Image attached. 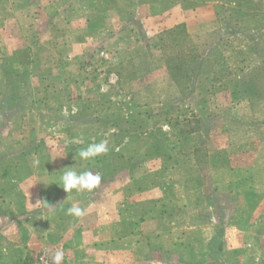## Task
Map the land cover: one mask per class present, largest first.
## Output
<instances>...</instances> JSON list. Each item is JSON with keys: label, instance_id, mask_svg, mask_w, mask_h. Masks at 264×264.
Masks as SVG:
<instances>
[{"label": "crops", "instance_id": "1", "mask_svg": "<svg viewBox=\"0 0 264 264\" xmlns=\"http://www.w3.org/2000/svg\"><path fill=\"white\" fill-rule=\"evenodd\" d=\"M90 1L0 0V264H43V256L50 264L257 263L250 256L264 242V141L236 135L264 128L254 101L234 98L236 89L233 98H191L207 111L180 114L184 145H151L146 106L122 98L114 111L103 106L108 98H82L95 86L83 67L92 48L114 84L122 68L139 70L148 55L142 42L183 24L189 34L194 9L203 15L199 7L224 3ZM72 101L80 107L74 123L62 116ZM58 131L74 145L51 142ZM127 136L148 141L128 156ZM188 166H201L200 187Z\"/></svg>", "mask_w": 264, "mask_h": 264}, {"label": "rangeland", "instance_id": "2", "mask_svg": "<svg viewBox=\"0 0 264 264\" xmlns=\"http://www.w3.org/2000/svg\"><path fill=\"white\" fill-rule=\"evenodd\" d=\"M89 1L88 3L93 4ZM162 1L164 3L170 0ZM191 1L197 3L202 0ZM214 1L224 3L223 7L219 8L212 5V3L202 8L199 7V9L203 10L201 11L204 12L203 15L199 13L196 15L195 12L199 11L194 9L193 24L191 23L189 34L188 28H186L187 25L183 24L174 29L171 34H163L161 38L157 39L150 37L148 42H145L146 40L142 42L140 45L142 49L148 48V55L145 58H141L143 60L139 59V70L133 71L131 68H122L121 73L124 79L117 80L115 77L114 84L110 83V77H108L109 81L107 79L106 62L103 63L106 57L100 55L102 58L100 59L96 55L98 49L92 48L94 52L87 56V61L84 62L86 64L83 67L85 68V76L92 75V79L95 78L93 79L95 86L93 85L91 89H86L82 98H108L103 106L110 107L114 111L119 109L120 99L131 98L138 105L146 106L149 110L148 112L153 115L152 120H143L147 124L150 123L149 127L151 128L149 130L151 133L156 132V136L153 140H150L149 144L152 145L155 140H157V144L162 143V145L165 142L175 145L177 143L183 144V137L179 133L180 130L182 131L185 128L181 123L184 115L180 116V114H185L192 106L196 108L197 105L199 110L207 111L205 104L198 103L195 106L191 98H233L231 92L234 89H236L234 98H245L242 97L239 84L242 82V75L246 76L243 81H245L244 83L250 91L248 98L257 105L259 121H264V0H239L237 6L240 5V7L234 6L233 0H211V2ZM76 8L79 7L76 6ZM77 10L82 15L88 11V9ZM190 11L191 9L188 8V14H190ZM111 18L115 19V28H119L121 22L117 20L120 18V13L115 12L111 15ZM233 24L238 27L243 26L244 35L248 32L250 33V28H255L256 31H263L262 35L256 39L259 45L258 48L261 50L257 53V57L255 55L250 56V52H252L250 47L253 48L255 46L253 42L249 43L242 38H237L229 43L233 46L232 49L225 45L226 40L219 41L221 36L231 29L230 27ZM144 27L147 28V24L144 22L135 24V28L140 31H144ZM222 57L224 58L222 59ZM250 62L254 65L256 64L254 73H250L251 69L253 70V68H250ZM242 68L244 70L240 71ZM248 71L251 75L247 74ZM204 76H207V80L203 79L205 84L198 87L197 83ZM173 77L181 83V86L173 85ZM210 80L212 82L211 85L209 83ZM138 83L140 87H138ZM150 84L156 85L152 86ZM141 93L142 96L140 95ZM179 98H184V100L177 103ZM12 99L15 100L17 98ZM10 105L16 106L15 101L10 103ZM230 107L228 104L224 108L230 111ZM136 111L138 112V109ZM62 116L74 123V120L76 121L80 118L79 103L72 101L69 105L64 106L62 108ZM120 125L122 126V123ZM121 128H125L124 125ZM150 135V138L149 136L146 137L148 140L153 137V134ZM236 135L243 139L255 137V142H261L264 141V128H259L258 134H249L242 131L237 132ZM68 138L66 133L58 131L51 136V142H55V144L64 142L73 146L75 141L73 142L72 139ZM127 140H133L126 149L128 156H132L135 153L134 149L137 146H143L148 141L147 139H142L139 142L135 136H127ZM98 147L99 142L92 147V153H96ZM87 148V153L89 154L90 148L89 146ZM99 169L106 171V167H100ZM188 174L193 178L196 186L200 187L201 183H198L200 182L198 177L201 178L204 175L201 166L198 168L188 166ZM227 174V172H221L219 175L226 180ZM224 202L226 203L225 212H227L229 202L227 199ZM227 216L228 214L225 215L226 219ZM255 257H258L259 261L257 263L251 262V264H264V242L250 256L252 261Z\"/></svg>", "mask_w": 264, "mask_h": 264}, {"label": "trees", "instance_id": "3", "mask_svg": "<svg viewBox=\"0 0 264 264\" xmlns=\"http://www.w3.org/2000/svg\"><path fill=\"white\" fill-rule=\"evenodd\" d=\"M238 1L239 0H233V5L236 6V7H240V5L237 6L238 5V3H237ZM230 28L231 29L229 31H227L226 33H224L221 36V38L219 39V41L220 40H226V44L225 45L229 46V48H232L233 46H231V44H229L230 41L236 40L237 38H242V39H244V41H248L249 43H251V42L254 43L255 46H253V48L250 47V50L252 51V53H259L261 51L260 48H258L259 45L257 44V40L256 39H258L259 36L262 35V32L263 31H261V30L260 31H256L255 28H250L251 29L250 33L248 32V33H246L244 35L245 32L242 30V29H244L243 26H239L238 27L237 25L233 24V26L230 27ZM223 58L224 57H222V59ZM254 69L255 68H253V70L251 69V72L250 73H252V72L254 73ZM243 70L244 69L242 68L240 71H243ZM247 74H249V71H248ZM234 75H235V73H234ZM249 75H251V74H249ZM245 77L246 76H242L241 75L242 82H240L239 84L241 86L242 97L248 98L249 95H250L249 94L250 91L248 90V87L245 85V83H244L245 81H243Z\"/></svg>", "mask_w": 264, "mask_h": 264}, {"label": "built area", "instance_id": "4", "mask_svg": "<svg viewBox=\"0 0 264 264\" xmlns=\"http://www.w3.org/2000/svg\"><path fill=\"white\" fill-rule=\"evenodd\" d=\"M41 261H42L43 264H50V263L47 261L46 256H43V257L41 258Z\"/></svg>", "mask_w": 264, "mask_h": 264}]
</instances>
